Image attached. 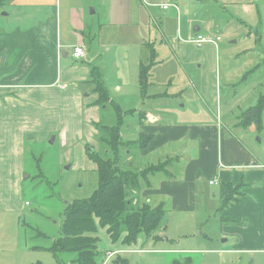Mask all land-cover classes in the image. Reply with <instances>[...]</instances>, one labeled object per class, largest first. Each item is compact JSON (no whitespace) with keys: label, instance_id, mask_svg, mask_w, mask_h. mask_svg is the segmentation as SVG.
Returning <instances> with one entry per match:
<instances>
[{"label":"crops","instance_id":"0c3cea01","mask_svg":"<svg viewBox=\"0 0 264 264\" xmlns=\"http://www.w3.org/2000/svg\"><path fill=\"white\" fill-rule=\"evenodd\" d=\"M214 1L216 12L211 11L204 19L196 16L198 11L191 14L186 0H0V205L14 211L24 180L31 178L25 175L31 140L45 141L60 131L61 144L67 146L63 134L73 131L75 120L83 124L87 114H99L102 106L94 104L98 97L94 68L108 90L100 67L91 68L93 91L84 94L71 85L76 76L65 63L70 53L75 60L87 55L97 15L99 45L116 48L125 82L127 58L132 54L139 53L142 59L151 56L149 64H153V78L149 77L145 88L139 74L141 94L135 106L143 113L138 133L153 134L154 138L129 161L133 164L137 156L147 160L138 167L142 169L161 161L148 160L152 157L165 160L180 156L169 167L172 176L164 172L154 175L152 185L142 188L141 195L139 192V202L145 200L153 206L162 203L166 208L170 204L180 212L209 202L211 210L221 214L217 217L220 236L224 242H232L222 254L247 257L250 263L256 258L264 260V126L239 125L241 112L256 105L264 92L258 91V80L252 83L253 94L247 89L246 75L253 69L249 61L238 68H222L228 45L220 34L251 32H245L243 23L236 26L235 21L226 24L222 20L225 13L230 15V4L236 1L237 6L238 0ZM165 4L168 8L163 7ZM259 17L257 7V20ZM201 34L216 40L198 44L194 40ZM82 44L86 55L74 57L75 47ZM247 50L234 51L236 55L231 53L230 58ZM143 65L141 60L140 71ZM82 70L84 74L89 71ZM192 82L196 92L193 103L184 95ZM172 84L190 103L189 108L186 102L178 106L181 101L166 99L172 94L167 88ZM109 98V103L114 101ZM177 107L181 111L174 112ZM227 196L232 199L223 206ZM196 198L200 200L195 204Z\"/></svg>","mask_w":264,"mask_h":264},{"label":"rangeland","instance_id":"374dc122","mask_svg":"<svg viewBox=\"0 0 264 264\" xmlns=\"http://www.w3.org/2000/svg\"><path fill=\"white\" fill-rule=\"evenodd\" d=\"M238 3L237 6L236 1L234 5L230 4V9H232L230 15L225 13L222 20L226 24L229 20L235 21L236 26L243 23L247 27L244 28L245 32L250 31L251 33L232 36L220 34L222 42L228 45V49L224 50L225 58L222 61V68L226 70L238 68L244 61H249V68L253 67V69L246 75L248 78L247 89L250 88L253 94L255 89H253L252 83L258 80L261 83L257 84L258 91L261 90L263 93L264 0H238ZM185 4L192 11L191 14L194 13L193 11H198L195 12L196 16L204 19L211 11L216 12L217 9V3L214 0H186ZM245 7H248L249 10H245ZM257 7L260 10V21L256 18ZM94 22L96 27L92 32L93 37L89 39V44L86 43L89 47L87 55L83 59L75 60L70 53L69 57L65 59V63L67 67L74 69L73 76H76L72 79L71 85L83 90L84 94H90L93 91L91 68L95 65L100 67L102 78H104L109 95L114 101L99 107V114H95V117L90 114L84 116L83 124H80V120L76 119L72 126L73 131L63 134V139L68 142L67 146L61 144L62 133L60 134V131L54 132L45 141L31 140L26 153L27 170L25 173V175H30L31 179L24 180L21 196L16 198L13 204L14 211L5 205H0V264H80L77 252H62L57 257L53 246L54 242L61 237L65 207L76 200L90 197L100 185L96 164L87 154L92 148L98 152L102 151V147L97 141L98 130L94 127L93 122L99 121L100 124L107 127L118 125L120 116L115 108L118 104L123 110L120 120L123 124L124 140L138 138L141 108L138 105L136 108L135 103L141 94L138 81L139 63L142 60L144 66H150L151 56L149 58L146 56L143 59L139 53L129 56L127 58L129 62L128 76L125 82L121 66L115 56L116 48L114 46L100 47L99 45L100 37L97 36L99 17L97 15ZM257 25L262 28H256ZM228 29L233 31L231 28ZM150 48L152 47L150 46ZM242 48H249V50L242 51L239 56L237 55L241 60H238L237 57L230 58L231 53L236 55L234 51ZM152 66L148 75L150 80L153 78L151 76ZM86 68L89 71L84 74L82 69ZM79 76H85L86 79L78 78ZM167 88L169 93H172L166 96L167 100L170 99V102L181 101L178 106L186 102L184 98H181L182 94L176 92L179 90H176L175 85H168ZM236 90L238 95L242 94L239 87L236 86ZM184 93L187 99L193 103L196 97L193 82ZM189 104L186 102V109L189 108ZM176 111H181V108L177 107L174 112ZM89 131L91 135H89ZM53 136L57 137V140L56 138L52 139ZM137 151L139 149L132 146V152ZM153 159L162 160L163 158L152 157L148 160L152 161ZM147 162L145 159L140 160L138 156L133 159V165L137 168ZM197 200L200 199L196 198L195 204ZM205 204L198 203L195 210L183 212L173 209L170 204H167V208L164 207L163 222L155 233L157 236L141 234L130 241L125 240L127 231H122L120 236L115 239L97 218V235L99 237L97 264H115V260L121 261L117 259L118 257L126 259L128 264H173L176 258L182 264L190 260H192L191 264H264V260L258 258L255 262L250 263L247 257L243 259L240 255L222 254L224 249H228L232 245V242H224V237L220 236L221 222L217 220V217L218 215L221 217V214L211 210L213 208L209 207V202ZM159 205L162 203L153 207H159ZM207 217L209 219H206ZM38 231H41L43 235H39ZM200 233H208L209 236L205 237ZM113 254L115 256L110 258Z\"/></svg>","mask_w":264,"mask_h":264},{"label":"trees","instance_id":"16d2710c","mask_svg":"<svg viewBox=\"0 0 264 264\" xmlns=\"http://www.w3.org/2000/svg\"><path fill=\"white\" fill-rule=\"evenodd\" d=\"M151 65L153 64L141 67L140 82L143 88L148 85ZM93 75L98 86L96 90L98 97L94 104L104 106L110 101L108 90L104 87L97 68H94ZM143 93H145L144 90ZM115 108L120 116L118 125L107 127L100 122L94 123L98 130L97 141L102 151L98 152L92 148V151L88 149L90 152L87 154L96 164L100 185L90 197L76 200L65 207L61 237L54 242L53 246L57 257L62 252H77L80 264H97L99 255L97 218L115 239L122 231H127L125 240L128 241L136 239L141 234L157 236L155 233L163 222L164 205L153 207L148 202H139V192L143 187L151 186L152 177L159 172H164L171 177L169 167L178 161L180 156L152 162L142 169L134 168L131 160L129 161V157L135 155L132 152V146H136L139 150L145 149L154 135L139 132L137 139L124 140L123 124L120 120L123 110L118 104ZM140 113L143 115L142 112ZM263 113L264 94L256 105L241 112L239 125L247 127L255 124L257 128L262 129ZM231 199L232 197L227 196L223 206H226ZM38 234L43 235L41 231H38ZM117 259L121 261L115 260V264H128L126 259L120 257ZM191 263L192 260L183 264ZM173 264L182 263L176 258Z\"/></svg>","mask_w":264,"mask_h":264},{"label":"built area","instance_id":"2783aa9c","mask_svg":"<svg viewBox=\"0 0 264 264\" xmlns=\"http://www.w3.org/2000/svg\"><path fill=\"white\" fill-rule=\"evenodd\" d=\"M168 4H165L163 7L164 8H168ZM217 39H220L219 37ZM216 39L212 36L209 35H198L196 37V39L194 40L195 42H197L198 44H201L203 42H214ZM74 57L76 58H81L84 57L86 55V47L82 44V45H77L75 47V50L73 52ZM66 85V84H64ZM215 181H211V183H214Z\"/></svg>","mask_w":264,"mask_h":264},{"label":"water","instance_id":"95a60500","mask_svg":"<svg viewBox=\"0 0 264 264\" xmlns=\"http://www.w3.org/2000/svg\"><path fill=\"white\" fill-rule=\"evenodd\" d=\"M29 136H30V135H28V137H29ZM52 139H55V136H53Z\"/></svg>","mask_w":264,"mask_h":264}]
</instances>
